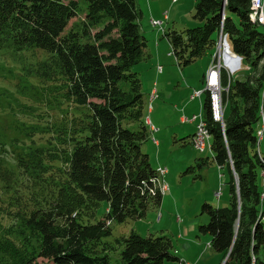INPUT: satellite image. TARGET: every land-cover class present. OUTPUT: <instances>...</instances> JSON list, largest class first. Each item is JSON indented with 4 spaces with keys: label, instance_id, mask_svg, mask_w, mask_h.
Returning <instances> with one entry per match:
<instances>
[{
    "label": "trees",
    "instance_id": "obj_1",
    "mask_svg": "<svg viewBox=\"0 0 264 264\" xmlns=\"http://www.w3.org/2000/svg\"><path fill=\"white\" fill-rule=\"evenodd\" d=\"M250 3L196 0L199 24L164 32L179 67L214 46L220 30L249 65L243 80L220 70V85L227 87L222 124L213 118L209 91L202 102L212 157L227 172L229 195L224 206L202 204L208 220L198 229L222 259L228 254L224 264H264V157L257 148L264 33L249 19ZM140 17L137 0H0V50L43 51L20 76L38 82L35 101L46 95L44 109L58 111L30 121L24 118L30 105L0 110V264L179 260L163 234L107 240L112 222L139 219L162 198L158 169L141 149L150 130L132 69L145 55ZM103 200L104 218L91 221Z\"/></svg>",
    "mask_w": 264,
    "mask_h": 264
},
{
    "label": "rangeland",
    "instance_id": "obj_2",
    "mask_svg": "<svg viewBox=\"0 0 264 264\" xmlns=\"http://www.w3.org/2000/svg\"><path fill=\"white\" fill-rule=\"evenodd\" d=\"M195 2L196 0H137L141 11L139 23L146 39V48L144 57L132 69L137 71L140 77L144 115L151 119V124L155 128L149 133V137L143 142L141 149L148 155L149 162L154 169H165L160 179L166 185V189L162 192L160 204L148 207L143 217L123 223L112 222L110 224L112 235L107 240H113L118 236H127L130 232L141 236L163 234L170 238L173 247H180L182 240L196 242L201 245L202 253H215L216 258L212 260L214 264H224L225 258L221 259V255L214 252L209 246V235L200 232L198 225L204 219L208 220L207 215L201 211L203 203L206 202L213 206L227 204L229 191L226 181L228 175L226 170L220 168L212 157L211 138L207 140L206 148L202 152L196 150L190 143L191 140L187 134L198 123V119L193 120V116L201 115L203 117L202 107L198 98H195L197 90L193 91L188 88L187 86L190 85L185 83L181 77L178 78L175 72H167L174 71L172 67L177 66L175 57L171 53V46L167 38L159 31V27L151 24V19L161 20L162 28L166 32L169 30L180 32L197 26L199 21L193 17ZM226 2L227 0H223L224 5ZM165 13L167 18L164 17ZM231 16L238 24L237 15L231 14ZM73 20L71 19L68 25ZM258 29L264 33V26L258 25ZM224 41H227L226 34L220 30L217 42L204 54L208 53L211 61L208 69L217 67L219 58L221 60L222 57L225 60V65H229L231 69L235 67V61H231L226 50L222 49V54H219L217 46H223ZM39 50L22 52L0 50V110L8 107L22 110L24 106L30 105L34 112L30 111L24 117L30 121L38 113L47 112L50 117L58 113L48 106L44 109L45 103L49 101L46 95L39 97L38 102L35 101V86H38V82L34 78L20 76L22 67L32 64L42 57L43 51ZM158 52L160 57L157 55ZM221 62L223 64V61ZM159 64L164 69L163 75H156L155 68L158 70ZM221 69L228 75L232 74L227 66H221ZM249 72V65L240 64V67L233 72L234 79L243 80ZM201 88V91L205 90V79ZM224 90H227V87L220 85L221 111L218 112V118L215 119L221 124L225 107L222 95ZM204 96L203 93L202 98ZM186 99L189 102V107L187 111H183L182 106ZM62 108L66 111L74 107L63 105ZM181 117L186 120L181 122ZM260 128L262 133L258 134L257 148L260 155L264 157V115L261 117ZM106 211L107 202L100 201L91 221L103 219ZM172 250L174 252V248ZM117 257L118 251L111 253V261ZM212 262L205 264H212Z\"/></svg>",
    "mask_w": 264,
    "mask_h": 264
},
{
    "label": "crops",
    "instance_id": "obj_3",
    "mask_svg": "<svg viewBox=\"0 0 264 264\" xmlns=\"http://www.w3.org/2000/svg\"><path fill=\"white\" fill-rule=\"evenodd\" d=\"M159 31L164 35L165 29H163V31H161V30H159ZM157 55L160 57L159 52L157 53ZM210 64H211V61H210V58L208 57V53H207L203 57H201L199 59H195L192 63L188 64L187 66H184V67H179L178 65L173 66L172 69L174 68V71L171 70V71H167V72L168 73H170V72L174 73L175 72L177 77L178 78L181 77V79L185 83H188L190 86H187V87L190 89H193V91H195V90L201 91V89H202L201 84H204L205 75H206V72H207ZM159 65L161 66V70L158 72V70L155 68L156 75H159V74L163 75L164 69H163L161 64H159ZM158 77H160V76H158ZM203 93L205 94L204 91H201V93L199 95H197V97H195V98H198L201 107H202V102L204 99V98H202ZM188 107H189V102L186 99L183 106H182V110L187 111ZM145 119H146V122L149 123L148 127L150 130V127L151 126L153 127V125L151 124V119L148 117H145ZM180 120H181V122L182 121L184 122L185 118L181 117ZM150 132H152V131L150 130ZM194 132H195V127L192 129V131H190L187 134L189 136L190 140H191V137L194 135ZM154 142H156V140H154ZM206 221H207V219H204L203 221H201V223H199V225L205 223ZM209 241H210V239H209ZM177 247H173V248H174V253L179 258V260H177V261H165L163 264H205L206 262L207 263L212 262V260H214V258H216V255H214L215 253L214 254L202 253V249L200 248L201 245L196 243V242H193L191 240H187V241L182 240L180 243V247H178L179 249ZM212 264H214V263L212 262Z\"/></svg>",
    "mask_w": 264,
    "mask_h": 264
},
{
    "label": "built area",
    "instance_id": "obj_4",
    "mask_svg": "<svg viewBox=\"0 0 264 264\" xmlns=\"http://www.w3.org/2000/svg\"><path fill=\"white\" fill-rule=\"evenodd\" d=\"M259 1L258 0V10H257V14L256 16L258 18H261V12H260V9H259ZM164 17L167 18V14L165 13L164 14ZM160 22H162L161 20L159 19H151V24L153 26H156V27H159L160 29ZM221 39V38H220ZM219 39V41H220ZM214 69H218L217 67H211L210 69H208V71L206 72V75H205V90L209 91L210 93V100H211V107H212V113H213V118L214 119H217L218 118V112L221 111V106H220V97H219V89H213L214 88V85L215 87L219 86V76H218V72H217V76L216 77H213V74H214ZM161 70V66L159 65L158 66V71ZM218 84V85H217ZM217 90V91H216ZM211 91V92H210ZM201 93V91H196L195 94L196 95H199ZM198 119V123L196 124V127H195V131H198L200 132L202 135H203V138L207 140L210 138V135H209V132L206 128V125L204 123V119L203 117L200 116H193V120H196ZM186 120V119H185ZM190 143L192 144V146L202 152L204 151L205 148H199L198 145H193L192 141H190ZM164 172H165V169H164ZM210 245V243H209Z\"/></svg>",
    "mask_w": 264,
    "mask_h": 264
},
{
    "label": "bare ground",
    "instance_id": "obj_5",
    "mask_svg": "<svg viewBox=\"0 0 264 264\" xmlns=\"http://www.w3.org/2000/svg\"><path fill=\"white\" fill-rule=\"evenodd\" d=\"M250 9H251L250 10L251 12L249 13V19H250V21L252 23L257 24V25L264 26V0H260L259 1V9H260V12H261V18H258L256 16L257 10H258V0H251ZM161 24H162V22H160V30L163 31V28H162V25ZM222 49H223V51L226 50L222 45L219 46V50L218 51H219V54L220 55L222 54ZM227 53L229 55L233 56L230 52H227ZM223 59H224L223 57H222L221 60L219 58V62H218V66H217L218 69H214L213 77H216L217 76V72L220 71L221 66H224L225 67V63L222 64V62H221V61H223ZM234 60H235V57H234ZM224 62H225V60H224ZM236 66H237V63H236V60H235V67ZM235 67L233 69L229 68V71L230 70H234ZM219 74H220V72H218V76H219ZM219 87H220V85L217 86V87H215V85H214V88L213 89H216V88L219 89ZM150 130L151 131H154V128L151 126L150 127ZM192 143H193V145H198L199 148H206V140L203 138V135L200 132H198V131H195V133H194V135L192 137ZM157 173L159 174V176H162V174H164V168L158 169V172ZM159 184H160V190H161V192H163L166 189V185L161 180H159Z\"/></svg>",
    "mask_w": 264,
    "mask_h": 264
},
{
    "label": "water",
    "instance_id": "obj_6",
    "mask_svg": "<svg viewBox=\"0 0 264 264\" xmlns=\"http://www.w3.org/2000/svg\"><path fill=\"white\" fill-rule=\"evenodd\" d=\"M219 47V45L217 46V48ZM223 47L226 49L227 52H230L234 57H235V60H236V63H237V66L235 67L234 70H230L229 72L230 73H233L236 69H238L240 67V64H241V56L233 53L230 49H229V44L227 43V41H224L223 42ZM224 59H223V64H224ZM228 255V254H227ZM226 255V257H227ZM225 257V259H226Z\"/></svg>",
    "mask_w": 264,
    "mask_h": 264
}]
</instances>
